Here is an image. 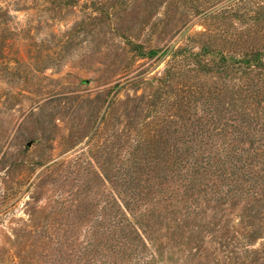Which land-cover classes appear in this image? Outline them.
<instances>
[{
	"label": "rangeland",
	"instance_id": "1",
	"mask_svg": "<svg viewBox=\"0 0 264 264\" xmlns=\"http://www.w3.org/2000/svg\"><path fill=\"white\" fill-rule=\"evenodd\" d=\"M256 50L264 0H0V264H264Z\"/></svg>",
	"mask_w": 264,
	"mask_h": 264
},
{
	"label": "trees",
	"instance_id": "2",
	"mask_svg": "<svg viewBox=\"0 0 264 264\" xmlns=\"http://www.w3.org/2000/svg\"><path fill=\"white\" fill-rule=\"evenodd\" d=\"M252 20L259 22L260 19L258 17L252 18ZM235 53V56H223L221 54L220 61L224 66H229L231 64L237 65L239 70L246 71L249 68H260L264 67V52L260 50H256L254 52H248V54L243 53ZM200 56V55H197Z\"/></svg>",
	"mask_w": 264,
	"mask_h": 264
},
{
	"label": "water",
	"instance_id": "3",
	"mask_svg": "<svg viewBox=\"0 0 264 264\" xmlns=\"http://www.w3.org/2000/svg\"><path fill=\"white\" fill-rule=\"evenodd\" d=\"M26 145H27V147H30L31 146V142H28Z\"/></svg>",
	"mask_w": 264,
	"mask_h": 264
}]
</instances>
